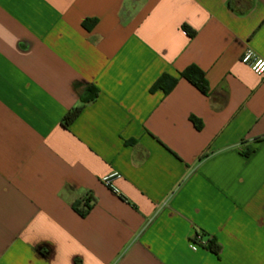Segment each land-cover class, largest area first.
<instances>
[{
  "label": "crops",
  "instance_id": "crops-1",
  "mask_svg": "<svg viewBox=\"0 0 264 264\" xmlns=\"http://www.w3.org/2000/svg\"><path fill=\"white\" fill-rule=\"evenodd\" d=\"M249 50L264 61V0H0V264H264ZM190 65L208 95L151 92Z\"/></svg>",
  "mask_w": 264,
  "mask_h": 264
},
{
  "label": "trees",
  "instance_id": "trees-1",
  "mask_svg": "<svg viewBox=\"0 0 264 264\" xmlns=\"http://www.w3.org/2000/svg\"><path fill=\"white\" fill-rule=\"evenodd\" d=\"M91 24L92 22L87 21L85 23V26L89 27V25L91 26ZM184 29L188 31L186 27ZM194 34L195 33L192 32L191 36H194ZM180 79H185L186 81H189V83L193 85L195 88H197L201 93L205 95L209 94V86H208V81L206 79V74L197 66H191V65L190 67H188L186 70H184L179 74V78L168 74H164L163 76H161L158 79L157 83H155L154 86L152 87L151 92H156L161 90L165 94H169L176 88ZM99 94H100V90L96 86L94 85L88 86L81 98L83 101V105L73 109L65 116L63 120V126L65 128H69L73 124L75 119H77L79 115L82 113L85 105L96 101V99L99 97ZM192 121L197 125L199 129L201 128V124L198 120L193 118ZM90 209L91 207L88 204H85V206L80 208L78 211L82 216H85L90 211ZM206 237L207 236L205 234H197L196 237L194 238V242L201 243L203 244L202 246L208 247L214 253L219 254L221 249L216 244L215 240L212 239L207 240Z\"/></svg>",
  "mask_w": 264,
  "mask_h": 264
},
{
  "label": "built area",
  "instance_id": "built-area-1",
  "mask_svg": "<svg viewBox=\"0 0 264 264\" xmlns=\"http://www.w3.org/2000/svg\"><path fill=\"white\" fill-rule=\"evenodd\" d=\"M243 62L245 64H248L252 67V69L257 72V73H264V61L263 60H255V56L253 54V52L251 50H249L244 58H243ZM115 175L113 176H109L107 178L104 179V183L106 184V186H108L109 188H112L116 193H119L118 190L113 186V182L115 179ZM196 244V243H195ZM198 245H203L201 243H197Z\"/></svg>",
  "mask_w": 264,
  "mask_h": 264
}]
</instances>
